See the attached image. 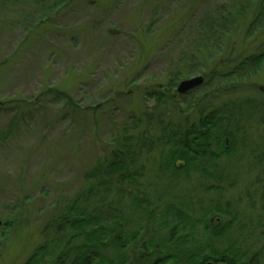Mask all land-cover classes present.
Here are the masks:
<instances>
[{
  "label": "rangeland",
  "instance_id": "obj_1",
  "mask_svg": "<svg viewBox=\"0 0 264 264\" xmlns=\"http://www.w3.org/2000/svg\"><path fill=\"white\" fill-rule=\"evenodd\" d=\"M251 1L71 0L57 8V0H0V264H27L45 246L52 249L49 242L55 236L52 245H57V257L61 254L62 237L55 229L43 230L62 215L66 202L86 194V174L110 158L111 139L124 128L135 138L139 154L133 168L141 169L144 180L140 188L130 182L117 189L129 188L134 196L145 191L154 202L163 197L164 206L153 207L159 214L172 204L169 209L199 219L204 208L219 204L226 212L217 215L219 230L230 224L229 237L238 238L251 258L257 256L254 264H264V158L246 153L244 160L232 158L230 166L222 159L219 174L236 182L211 192L206 187L219 180L159 169L161 150L147 151L135 143L145 134L165 144L169 131L163 130L169 122H195L204 106L256 100L258 115L249 123L248 135L264 146V68L228 81L219 76L179 96L177 103L159 105L146 97L157 86L171 84V95H176L181 82L198 77H175L176 57L186 40L201 20L231 8L247 9ZM237 40V53L264 50V22L249 46L242 37ZM117 189L114 193L122 195ZM125 197H120L123 210L132 206ZM136 220L141 221L129 214L131 223ZM142 225L148 229L146 222ZM178 231L184 234L182 228ZM198 232L205 234L203 227ZM159 251L152 252L148 263L173 253ZM44 254L37 258L40 264H55L54 253Z\"/></svg>",
  "mask_w": 264,
  "mask_h": 264
},
{
  "label": "trees",
  "instance_id": "obj_2",
  "mask_svg": "<svg viewBox=\"0 0 264 264\" xmlns=\"http://www.w3.org/2000/svg\"><path fill=\"white\" fill-rule=\"evenodd\" d=\"M67 1L71 0H57V8ZM248 4L247 9L236 11L231 8L220 17L200 21V26L189 36L184 43V50L176 57V64H179L176 79L202 76L206 85L219 76L223 81H228L235 75L251 76L264 68L263 49L254 53H237V38L242 37L247 45L251 44L248 41L256 36L264 22V0H252ZM244 5L241 4V7ZM251 14L254 17L248 21ZM154 90L146 94V97L156 98L159 105L165 103V100L177 103L179 96L183 97L178 91L176 95H171L174 90L172 84L169 87L157 86ZM62 95L66 97L64 93ZM258 108L256 100L231 102L221 108L207 105L199 110V119L195 122L186 121L179 125L169 122L163 130L169 131L165 144H159L145 134L135 143L147 151L156 148L161 150L158 168L160 166L167 172L196 173L208 177L210 181L216 179L221 182L208 185L206 191L212 192L223 186L225 189L233 186L236 179L219 174V161L226 159L230 166L232 158L235 160L239 156L244 160L246 153H258L259 159L264 158V146L254 142V136L248 135V125L258 115ZM134 140L127 128L119 135L116 133L111 139L114 147L109 153L110 158L100 160L99 167L86 174V194L79 195L71 203L66 202L62 215L53 219L50 227L44 228L43 233L55 229L56 234L62 237L64 248L61 254L57 257V245L55 248L52 245L53 242L57 243L55 236L49 242L52 249L45 246L27 264H40L37 258L44 259L46 251L48 254L54 253L55 264H151L148 261L151 260L152 252H158L159 249L161 252L172 250L173 253L158 258L156 264H254L257 256L251 258L249 250L242 249L243 245L238 238L229 237L228 232L232 228L230 224L219 230L217 215H223L224 212L219 204L204 208L199 219L186 213L182 215L172 208L175 207L172 204H169L172 209L168 206L165 214H159L153 207L156 204L164 206L163 197L154 202L153 196H148L145 191L140 194L135 192L134 196L129 188L117 189V186L130 182L140 188L139 181H142L144 174L141 169L133 168L136 155L139 154L133 147ZM208 166H212V172ZM130 168H133L132 174L129 173ZM114 189L122 191V195L114 193ZM125 196L132 199V206L123 210L120 197ZM172 213H175V218L171 216ZM129 214L139 216L141 221L131 223ZM157 217H160V221L155 225ZM144 222L148 224L147 230L142 225ZM132 224L138 228L129 229ZM202 227L205 234L200 235L198 230ZM180 228L184 234L179 235ZM111 250L117 253L104 254Z\"/></svg>",
  "mask_w": 264,
  "mask_h": 264
},
{
  "label": "water",
  "instance_id": "obj_3",
  "mask_svg": "<svg viewBox=\"0 0 264 264\" xmlns=\"http://www.w3.org/2000/svg\"><path fill=\"white\" fill-rule=\"evenodd\" d=\"M205 83V78L202 76L195 77L189 80H185L180 83L178 87V93L180 95H186L200 87H202Z\"/></svg>",
  "mask_w": 264,
  "mask_h": 264
}]
</instances>
